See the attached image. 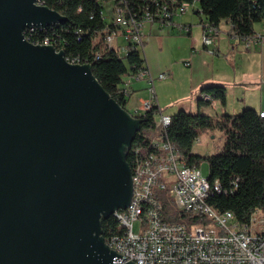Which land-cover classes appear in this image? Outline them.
I'll use <instances>...</instances> for the list:
<instances>
[{
    "label": "water",
    "instance_id": "water-1",
    "mask_svg": "<svg viewBox=\"0 0 264 264\" xmlns=\"http://www.w3.org/2000/svg\"><path fill=\"white\" fill-rule=\"evenodd\" d=\"M38 0H0V264H135L101 219L129 204L141 118L62 49L23 29L62 22Z\"/></svg>",
    "mask_w": 264,
    "mask_h": 264
},
{
    "label": "trees",
    "instance_id": "trees-1",
    "mask_svg": "<svg viewBox=\"0 0 264 264\" xmlns=\"http://www.w3.org/2000/svg\"><path fill=\"white\" fill-rule=\"evenodd\" d=\"M43 4L65 15L62 22L52 23L46 28L35 29L30 39L41 40L46 36L54 37L58 49L64 51L68 60L90 61L93 75L104 89L123 108L129 99V89L125 91L123 78L146 68L141 50L129 46L127 54L122 57L112 46L103 42L101 31L105 26L101 10L104 2L109 0H40ZM125 2L131 12L139 16L146 8H154L157 1L169 0H114ZM183 2V3H182ZM182 4H198L196 12L203 16V22L219 27L223 21L230 23L229 34L239 38L252 36L255 24L264 22V0H177ZM172 4V3H171ZM181 4V5H182ZM173 5V4H172ZM40 28V27H32ZM27 29L25 31V36ZM28 39V36H26ZM33 42V41H31ZM44 43V42H34ZM52 44V43H49ZM201 97L197 104L200 108L218 101L225 105L227 91L219 84L201 88ZM205 95L209 96L206 100ZM253 107H245L238 113L222 112L218 115L203 113L198 109L190 112L180 109L170 115L167 135L179 149L189 164L199 166L205 160L209 174L206 184L217 181L221 191L213 190L207 202L217 211H232L241 223L249 221L251 214L258 210L264 216V116ZM159 107L153 103L143 112L135 114L141 118L140 128L135 134L131 148L126 155L130 166L133 164L132 149L139 147V156L153 151L150 145L151 132H157L155 114ZM219 129L224 134V143L218 153L200 155L192 151L194 142L201 132ZM161 201L164 218L168 221H182L188 225L195 221V215L178 211L174 208L172 198L164 191L156 194ZM103 238L119 231L116 219L110 215L101 219Z\"/></svg>",
    "mask_w": 264,
    "mask_h": 264
},
{
    "label": "built area",
    "instance_id": "built-area-1",
    "mask_svg": "<svg viewBox=\"0 0 264 264\" xmlns=\"http://www.w3.org/2000/svg\"><path fill=\"white\" fill-rule=\"evenodd\" d=\"M182 3H177V0L157 1L153 9L146 7L137 16L125 2L106 1L101 10L105 22L101 31L103 42L114 47L122 57L127 54L129 46L141 50L144 25L175 24V15L185 12L181 11ZM199 22L202 42L209 53H214L213 44L220 28H208L203 19ZM46 27H30L26 33L28 41L52 43L55 49L63 46L50 36L41 40L30 39L28 32ZM119 37L125 40V45L119 43ZM241 39L246 45H264V22L263 29ZM82 62L90 63L88 60ZM165 76L164 72L158 74L159 78ZM129 77L147 78L151 83V100L144 102L142 112L149 109L155 99L152 76L147 68H142ZM131 113L140 112L135 110ZM169 124L170 115L160 113L155 123L157 132L150 136L153 151L139 156L140 148L132 149V197L126 208L116 212L119 231L107 236L106 243L112 244L113 250L135 264H264L263 214L256 210L248 222L241 223L232 211L219 212L209 204L207 197L213 190L220 192V184L217 181L202 184L200 165L189 164L168 138ZM160 191L172 198L176 210L195 215V221L188 225L182 221L166 220L161 201L156 196ZM136 221L137 230L134 229Z\"/></svg>",
    "mask_w": 264,
    "mask_h": 264
},
{
    "label": "crops",
    "instance_id": "crops-1",
    "mask_svg": "<svg viewBox=\"0 0 264 264\" xmlns=\"http://www.w3.org/2000/svg\"><path fill=\"white\" fill-rule=\"evenodd\" d=\"M192 11L196 12V9L192 8ZM200 15V19H204ZM181 22L188 24L186 32L175 28L178 26L175 20V24L170 25L150 24L145 35L141 56L153 78L154 103L158 107L161 104L170 107L169 115L180 109L187 110L186 106L200 111L201 107L206 110L211 107L206 112L212 115L238 113L245 107L264 110V45H246L241 38L229 34L230 23L224 21L219 25L220 32L213 44L215 54H212L201 41V31L194 19L185 17ZM261 29L263 22L255 24L256 31ZM185 61L190 62L186 68L183 66ZM160 72L166 76L155 78ZM146 83L134 81L129 76L123 78L122 85L130 92L126 106L130 112H142L143 104L148 100V94L142 91ZM212 84L225 86V105L212 101L199 108L197 100L201 97V88ZM164 87H171L172 96L165 97Z\"/></svg>",
    "mask_w": 264,
    "mask_h": 264
},
{
    "label": "rangeland",
    "instance_id": "rangeland-1",
    "mask_svg": "<svg viewBox=\"0 0 264 264\" xmlns=\"http://www.w3.org/2000/svg\"><path fill=\"white\" fill-rule=\"evenodd\" d=\"M198 4H195V6H197ZM185 17H189V18H193L195 23H197V26L198 28H200V31H201V41H202V29H201V25H200V17H202L200 14H198L197 12H193L191 7L190 8H187V10L184 12V13H179L177 15H175V20L178 21V26H176L175 28L178 30H183L184 32L187 31V27H188V24H185L182 21V19H184ZM225 22L223 21L222 24H224ZM155 24V23H153ZM150 23H147L144 25V27L142 28L143 30V38H144V42H145V35L147 34L148 32V27H149ZM257 27V25H256ZM144 42L142 43L141 45V50L143 51V48H144ZM119 43L122 44V45H125V40H123L122 38L119 37ZM212 45H210V49H211ZM212 54H215V53H212ZM188 62V63H187ZM190 64L189 61H185L183 62V66L186 68V66H188ZM159 74V73H158ZM158 74L155 78H159L158 77ZM134 81H143V82H147L146 85L144 86V88L142 89V91L144 90L145 93H147V99L148 100H151V92L149 91V86L151 85V83L146 80L145 78L143 79H133ZM153 84V83H152ZM160 88H162L160 86ZM164 90V95L165 97H170L172 96V93L171 92V87L168 88V87H164L163 88ZM130 97V96H129ZM132 99H134V95L131 96ZM186 105H189V104H186ZM166 105H162L159 106V112H157L155 114V118L156 120H158L159 116H160V113H163V114H170V111H171V108L170 107H165ZM187 108V111H190V112H196L198 111V109L196 107L194 108H191L190 106H186ZM160 109H163V112H160ZM212 108L209 107L208 110H211ZM206 110L204 107H201V111L203 113H207ZM172 114V113H171ZM151 135H153V132H151ZM223 143H224V134L221 130L219 129H214V130H205L203 132H201V134L199 135V137L197 138V140L194 142V145H193V149L192 151L196 154H200V155H207V154H213V153H218L221 151L222 149V146H223ZM200 169H201V172H202V175L204 176H208L209 174V168H208V163L207 161L203 160L201 163H200ZM134 229L137 230L138 229V221H136L134 223Z\"/></svg>",
    "mask_w": 264,
    "mask_h": 264
},
{
    "label": "bare ground",
    "instance_id": "bare-ground-1",
    "mask_svg": "<svg viewBox=\"0 0 264 264\" xmlns=\"http://www.w3.org/2000/svg\"><path fill=\"white\" fill-rule=\"evenodd\" d=\"M38 3H41V4H43L40 0H38L37 1ZM191 7V9L193 8V9H196V6H193V3L192 4H182L181 5V11H185L187 8H190ZM204 24L205 25H207V27L208 28H211V29H219V27H215V26H213V25H211V24H209L207 21H205L204 22ZM48 26V25H47ZM30 27L32 28V27H40V26H36V25H32V26H29V27H26V28H24L23 29V35H24V38L26 39V40H28L27 38H26V36H25V31L27 30V29H30ZM31 42V41H30ZM32 43H34V42H32ZM35 44H49V43H35ZM50 45H52V44H50ZM56 51H58V50H60V49H55ZM66 58V57H65ZM67 59V58H66ZM68 60V59H67ZM69 62H73V63H76L77 61H75V60H68ZM78 63H80V62H78ZM84 63H87V62H84ZM205 97H206V95H205ZM260 115H262V111H260ZM131 148V147H130ZM130 148H129V150H130ZM130 168H131V178H132V167L130 166ZM206 176H204V175H202V184H206ZM119 210L120 209H117V210H115L111 215L114 217V218H116V212H119ZM104 241H105V243H106V240L104 239ZM111 249H112V244H109V243H106Z\"/></svg>",
    "mask_w": 264,
    "mask_h": 264
}]
</instances>
